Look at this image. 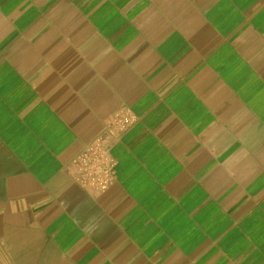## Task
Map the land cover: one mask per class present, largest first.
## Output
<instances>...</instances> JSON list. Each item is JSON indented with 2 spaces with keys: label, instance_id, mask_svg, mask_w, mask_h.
Wrapping results in <instances>:
<instances>
[{
  "label": "crops",
  "instance_id": "obj_1",
  "mask_svg": "<svg viewBox=\"0 0 264 264\" xmlns=\"http://www.w3.org/2000/svg\"><path fill=\"white\" fill-rule=\"evenodd\" d=\"M0 264H264V0H0Z\"/></svg>",
  "mask_w": 264,
  "mask_h": 264
},
{
  "label": "built area",
  "instance_id": "obj_2",
  "mask_svg": "<svg viewBox=\"0 0 264 264\" xmlns=\"http://www.w3.org/2000/svg\"><path fill=\"white\" fill-rule=\"evenodd\" d=\"M137 120L129 109L113 115L106 121L108 137H98L88 143L66 165L70 177L97 193L105 192L116 178V160L111 154L112 141L119 138Z\"/></svg>",
  "mask_w": 264,
  "mask_h": 264
}]
</instances>
